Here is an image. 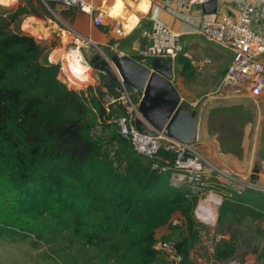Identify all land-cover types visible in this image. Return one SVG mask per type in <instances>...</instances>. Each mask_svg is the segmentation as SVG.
<instances>
[{
    "label": "trees",
    "instance_id": "trees-1",
    "mask_svg": "<svg viewBox=\"0 0 264 264\" xmlns=\"http://www.w3.org/2000/svg\"><path fill=\"white\" fill-rule=\"evenodd\" d=\"M18 3L0 6V232L39 240L65 236L118 264H169L153 245L173 240L181 264H190L198 192L171 180V153H137L110 121L117 110L107 111L102 98L104 88L114 93L116 81L99 72L95 85L75 91L58 79L59 64L40 56L43 41L21 28L23 18L39 10L48 16V10L40 0ZM260 194L224 195L214 246L219 261L237 249L233 224L264 220Z\"/></svg>",
    "mask_w": 264,
    "mask_h": 264
},
{
    "label": "built area",
    "instance_id": "built-area-1",
    "mask_svg": "<svg viewBox=\"0 0 264 264\" xmlns=\"http://www.w3.org/2000/svg\"><path fill=\"white\" fill-rule=\"evenodd\" d=\"M40 1L53 14L57 10L81 11L90 15L94 12L92 0ZM207 1L177 0V3L182 7L201 9V5ZM233 2L234 13L229 14L224 10H220L217 5L215 13L203 14L197 27L200 34L233 51L232 62L221 76L215 93L223 95L226 90L234 93L246 91L255 101L263 102L264 30L256 25V22L259 19H264V0H233ZM50 3H53V6ZM93 21L96 25L102 24L104 15L100 12L96 13L93 16ZM108 30L113 34L116 46L124 34L121 21L114 20L110 22ZM66 31L72 35V41L75 45L91 42L88 37L71 27H68ZM179 37L180 33L171 30L162 22L152 21L149 28L140 32L141 41L138 44L137 52L142 63L148 62L152 58L174 61L177 55L182 53L190 59L193 65H198L199 61L197 59L193 58L189 52L183 51ZM76 50L82 58L81 62L90 68L88 62L82 57L79 46ZM49 59H52L51 56ZM60 70L63 72L64 67H60ZM65 77L68 82L71 81L68 76ZM117 78L118 85L114 87V93L108 92L104 88L102 98L107 111H111L112 108L117 110L112 113L110 121L116 124L121 135L130 140L133 149L137 153L147 157H157L159 151L164 150L173 155L171 180L174 183L187 184L193 191L198 192L199 198L193 209V218L201 238L204 237L206 229L213 231V228H215L218 208L223 201L224 195L213 192L212 188H216V183L228 191V195L232 191L242 193L247 190L264 194V173L260 171L257 172V182H251V169L243 172L218 167L206 160L194 144L177 142L168 138L164 132H156L155 134L140 133L134 126V119L136 117L141 118L137 107L138 102L132 100L128 85L123 79L119 75H117ZM71 84H73L72 81ZM143 122L148 125L144 119ZM207 162L210 168H207ZM153 167H156V164H153ZM162 169L164 168L162 167ZM209 177H212V181L208 183ZM204 206L207 209H204ZM171 223L173 225L179 224V220L172 218ZM217 236L220 237L218 234ZM153 248L169 264H181L182 256L172 241L157 239ZM209 251L210 264H219L214 250V242L212 246H209ZM222 264H240V262L236 258H231L225 260Z\"/></svg>",
    "mask_w": 264,
    "mask_h": 264
},
{
    "label": "crops",
    "instance_id": "crops-1",
    "mask_svg": "<svg viewBox=\"0 0 264 264\" xmlns=\"http://www.w3.org/2000/svg\"><path fill=\"white\" fill-rule=\"evenodd\" d=\"M92 2L94 12L91 15L73 10H59V14L66 21L65 29L73 28L90 39L88 45L95 44L102 50L105 47L112 52H107L108 54L117 52L129 57H131L129 54L138 55L140 32L149 28L154 20L180 33L183 51L189 52L199 61L198 65H193L182 53L174 61L169 60L173 68V83L182 102L198 112L197 138L194 146L205 147L202 148L207 156L205 158L218 167L243 172L256 168L264 173L262 171L264 152L261 150L264 148V118H258L251 129V121L248 120L249 116L244 108L249 107L248 105L254 107V98L248 92L236 94L226 90L223 95L215 93L221 76L232 62L233 51L198 32L197 27L204 14L201 9L182 7L177 0H92ZM218 7L229 14L235 11L233 0H218ZM38 12V16L26 17L37 18L32 22L31 28L25 27L24 21L21 27L23 30L32 29L41 36L39 34L45 33L46 29H54L56 23L51 18V15H55L49 10L48 16H44L40 10ZM68 12H71L70 15ZM98 12L104 15V21L100 25L93 21V16ZM114 20H120L122 23L124 34L119 40L121 49L117 47L118 44L115 46V42L108 43L113 39L108 24ZM256 25L264 30V19L257 20ZM89 52L90 50L88 54ZM182 61L183 63L186 61V65H183ZM210 94L212 95L209 96ZM136 98L139 101V97ZM203 109L207 110L206 115ZM228 109H232L233 114H230ZM261 110L264 117V105ZM238 116L243 122L239 121ZM245 116H248V119ZM201 135L207 140L198 144ZM211 145L213 149H207Z\"/></svg>",
    "mask_w": 264,
    "mask_h": 264
},
{
    "label": "rangeland",
    "instance_id": "rangeland-1",
    "mask_svg": "<svg viewBox=\"0 0 264 264\" xmlns=\"http://www.w3.org/2000/svg\"><path fill=\"white\" fill-rule=\"evenodd\" d=\"M5 2H7V0H5L4 3ZM18 2L19 0H16L11 4L0 3V6H4V8L8 9H15L19 4ZM50 5L53 6V3H50ZM59 13L60 11L57 10L55 11V16L51 15L52 21L56 23L54 29H46L44 34L42 32L39 34H42L41 36H38L37 33L31 29H27L24 31L32 35L35 39L43 41V44L41 45L40 56L46 55L48 61L51 60L50 62L59 64L58 79L64 81L67 88L73 89L75 91H81L84 90L88 85H95L100 74L98 71H95L90 65L88 50H90L92 53L100 54L102 57H109L112 54H108L107 52H112L105 49V47H103L104 51L100 46V48L98 49L95 44L88 45L87 43H82L79 45H75L72 41V35L68 34L65 29V26H67L66 21L60 16ZM24 19H26V17L21 20V23L24 21ZM78 46L82 57L88 62L89 67L91 68L90 81L81 87L75 84H71L70 81V83H68L65 76H68L69 72L67 70V67L63 64L64 62L62 61L61 57L62 54H66L69 49H76ZM54 49H58V51L53 57H51L52 59H49ZM169 62L170 61L167 60L166 63ZM62 66L64 67L63 72L60 70V67ZM129 91L131 92L130 89ZM236 94H240V92H236ZM211 95L212 94H210L209 96ZM131 97L134 101L136 100L133 95H131ZM204 100L205 99L203 98L202 101ZM253 103L254 107L252 105H248L249 107L244 108V110L247 112V115L249 116V119L247 118L248 116H245L246 119L251 121V129L254 128V124L257 122L258 118H264L261 110L262 106L264 105V101H255L254 99ZM223 109L222 112H224ZM203 111V113H205L206 115L207 110L203 109ZM228 112L230 114H233L232 109H228ZM239 121L243 122L240 117ZM236 126L239 127L238 125ZM209 138H211V136ZM204 140H207L206 137H203L201 135L198 144H201L202 142H204ZM196 146L198 147L197 149L203 154V156L207 158V156L205 155V151L202 149H205V147H200L199 145ZM207 149H213V145H211ZM261 150L262 152H264V148H262ZM206 166L207 168H210L208 162ZM262 171L264 172V168ZM211 181L212 177H209L208 183ZM212 189L214 193L228 195V191L224 190L217 183L216 188L214 189L213 187ZM224 197L225 196H223V199H225ZM261 198L262 211H264V194ZM249 201H252L251 203H254V201L256 202V197H253ZM247 203L249 204L250 202L247 201ZM242 220L243 222L240 224H233L234 232L236 231V234L238 236V240L236 242L237 249L235 253L228 259L236 258L239 260L240 264H262L263 261L261 259H263L262 252L264 251V233L258 232V228L264 227V220L263 218H260V220L256 221L255 219L253 220L250 217H244V219ZM256 223L258 224V227H256ZM216 227L217 226L213 228V231L210 229H206V233L203 238H201L199 233L197 234V240L194 242L193 247L190 250V264H210L209 246H212L213 242L215 246V243H217L216 241L221 237V235L220 237H216L219 230ZM52 238L53 237L51 236L46 240H39L36 238V236H34V234H29L28 236L23 237L9 236L7 233L0 232V264H118L112 258V255L106 256L102 252L97 253L89 246L73 244L65 236L63 237L59 235L55 239ZM162 259L165 261L163 257ZM224 261L220 260L219 264H222ZM155 264L164 263L161 261H157Z\"/></svg>",
    "mask_w": 264,
    "mask_h": 264
},
{
    "label": "water",
    "instance_id": "water-1",
    "mask_svg": "<svg viewBox=\"0 0 264 264\" xmlns=\"http://www.w3.org/2000/svg\"><path fill=\"white\" fill-rule=\"evenodd\" d=\"M218 0H208L201 5L204 14L215 13ZM89 62L95 71L106 74L113 81L119 75L139 97L141 118L134 119L140 133L165 135L183 144H194L197 138L198 112L186 106L173 83V68L162 58L139 62L127 55L114 53L109 57L89 52ZM143 119L148 123L143 122ZM258 170L252 169L251 182H257Z\"/></svg>",
    "mask_w": 264,
    "mask_h": 264
},
{
    "label": "bare ground",
    "instance_id": "bare-ground-1",
    "mask_svg": "<svg viewBox=\"0 0 264 264\" xmlns=\"http://www.w3.org/2000/svg\"><path fill=\"white\" fill-rule=\"evenodd\" d=\"M4 1L5 0H0V3L2 4V3H4ZM13 2H15V0H7V2H5L4 4H11ZM36 19L33 18V17L26 18L24 20V22H23V25L25 27L31 28L30 26H33V25H31L32 22H34ZM57 51H58V49H54L52 51V53H51V57H53ZM61 57H62V61L64 62L63 64L67 67V70L69 72V75L68 76H69V78H70V80L72 81L73 84L81 87V86H84L87 82L90 81V79H91L90 69L87 67L86 64H83L81 62L82 58H81L79 52L76 49H72V48L69 49V51L66 52V54L63 53ZM204 209H207V207L204 206Z\"/></svg>",
    "mask_w": 264,
    "mask_h": 264
}]
</instances>
